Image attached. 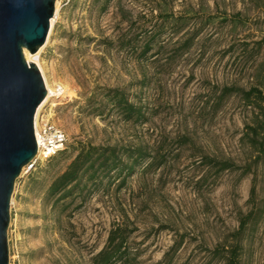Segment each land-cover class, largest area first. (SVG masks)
<instances>
[{"label": "rangeland", "instance_id": "1", "mask_svg": "<svg viewBox=\"0 0 264 264\" xmlns=\"http://www.w3.org/2000/svg\"><path fill=\"white\" fill-rule=\"evenodd\" d=\"M57 5L41 64L53 90L61 86L65 96L52 98L42 113L65 131L68 144L63 155L27 168L16 182L10 264H89L113 225L127 218L137 230L131 243L141 254L138 264H167L166 254L181 240L172 264H222L205 248L213 250L238 228L252 177L239 171L216 178L211 172L200 185L207 173L200 151L180 142L189 136L203 154L239 165L247 158L241 138L250 109L237 96L218 107L216 94L217 88L251 87L261 61L253 49L264 38V14L240 0H57ZM239 12L243 17L233 22ZM196 33L193 47L177 53ZM132 36L139 45L122 47ZM153 36V49L143 55L144 41ZM102 87L123 89L141 102L147 122L128 123L109 110L98 117L86 99ZM81 143L141 146L169 157L161 170L138 172L122 188L119 180L105 181L59 216L45 195ZM246 248L242 264H264V223Z\"/></svg>", "mask_w": 264, "mask_h": 264}, {"label": "trees", "instance_id": "2", "mask_svg": "<svg viewBox=\"0 0 264 264\" xmlns=\"http://www.w3.org/2000/svg\"><path fill=\"white\" fill-rule=\"evenodd\" d=\"M108 3L112 0H106ZM241 3L255 12L264 14V0H240ZM243 17L241 12L234 16L233 22ZM126 20V18L124 19ZM228 21V20H227ZM187 24H183L177 33H182ZM199 35L196 33L185 40L179 46L177 53L185 54L194 45ZM156 36L144 41L143 55L147 54L153 45ZM139 41L134 36L127 37L121 42L122 47L135 48ZM250 46V44H245ZM256 58L261 57L254 74L253 83L247 90L238 86L217 88L216 104L218 107L231 97L237 96L246 109H250L251 122L246 124V130L241 138L242 147L246 151L247 158L239 165L230 159H219L202 153V149L196 147L195 142L185 136L180 142L181 147L200 151L199 163L207 168V173L199 180L202 185L208 182L211 172L216 178L225 173L242 172V177H252L250 198L247 201L248 210L238 212L239 226L233 232L224 236L222 242L213 250L205 248L213 259L222 264H242V258L246 252V244L255 239L262 223H264V38L254 44ZM86 101L92 111L98 117H102L109 110L121 116L125 122L144 125L147 122V112L143 105L134 102L123 89L99 88ZM100 96L102 99L100 100ZM110 107L111 109H107ZM66 151V150H65ZM65 151L54 156L55 160ZM168 154L162 152H149L141 146L135 148H123L117 146H94L81 143L76 148L73 157L66 169L58 175L50 184L45 203L51 207L53 213L67 211L77 197L87 198L91 192L99 190L105 183L119 180L120 187H124L131 176L142 172L143 175L157 172L167 165ZM216 180L213 182L215 183ZM70 201V202H69ZM127 220V221H126ZM113 225L106 245L98 253L94 254L89 264H138L140 252L131 243V238L136 233L130 227L131 222L127 218ZM168 228H163V230ZM184 240L176 242L165 256V262L172 264L175 256L180 251Z\"/></svg>", "mask_w": 264, "mask_h": 264}, {"label": "water", "instance_id": "3", "mask_svg": "<svg viewBox=\"0 0 264 264\" xmlns=\"http://www.w3.org/2000/svg\"><path fill=\"white\" fill-rule=\"evenodd\" d=\"M57 0H0V264H10L8 231L16 182L38 156L35 121L48 96L24 52L45 46Z\"/></svg>", "mask_w": 264, "mask_h": 264}, {"label": "built area", "instance_id": "4", "mask_svg": "<svg viewBox=\"0 0 264 264\" xmlns=\"http://www.w3.org/2000/svg\"><path fill=\"white\" fill-rule=\"evenodd\" d=\"M64 96L65 90L63 87L58 86L54 90L53 98L60 99ZM35 138L38 145V156L33 166L39 162L49 161L54 156L67 149V134L61 127L52 123L49 117L44 113L41 114L38 127L35 124Z\"/></svg>", "mask_w": 264, "mask_h": 264}, {"label": "bare ground", "instance_id": "5", "mask_svg": "<svg viewBox=\"0 0 264 264\" xmlns=\"http://www.w3.org/2000/svg\"><path fill=\"white\" fill-rule=\"evenodd\" d=\"M58 14H59V9H58V5L56 6V15L55 17L52 19L51 21V31H50V35L52 34V31L54 29L55 24L57 23V19H58ZM49 35V36H50ZM44 46L40 49V51L37 54H31L29 51L25 50L24 55L25 58L27 60L28 63H34L36 64V66L39 68L40 72L43 75V79L45 81L46 84V88L48 90V96L46 98V100L43 102V104L39 107L38 111H37V115H36V126L38 127L39 125V121L41 118V114L43 112L44 107L51 101V99L53 98V94H54V90L52 88V85L49 83L44 70L42 68V64H41V53L43 51ZM66 89V88H65ZM68 91V90H67ZM26 170V169H25ZM24 170V171H25Z\"/></svg>", "mask_w": 264, "mask_h": 264}]
</instances>
